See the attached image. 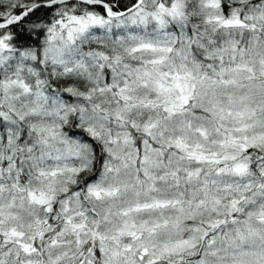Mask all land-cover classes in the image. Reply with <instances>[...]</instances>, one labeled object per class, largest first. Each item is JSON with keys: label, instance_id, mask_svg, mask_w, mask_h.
<instances>
[{"label": "snow or ice", "instance_id": "1", "mask_svg": "<svg viewBox=\"0 0 264 264\" xmlns=\"http://www.w3.org/2000/svg\"><path fill=\"white\" fill-rule=\"evenodd\" d=\"M0 264H264V0H0Z\"/></svg>", "mask_w": 264, "mask_h": 264}]
</instances>
